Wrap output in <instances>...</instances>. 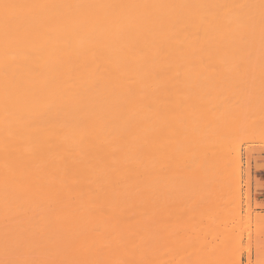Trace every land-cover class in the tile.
Returning a JSON list of instances; mask_svg holds the SVG:
<instances>
[{
	"label": "bare ground",
	"instance_id": "1",
	"mask_svg": "<svg viewBox=\"0 0 264 264\" xmlns=\"http://www.w3.org/2000/svg\"><path fill=\"white\" fill-rule=\"evenodd\" d=\"M260 110L264 0H0V264L156 262V175Z\"/></svg>",
	"mask_w": 264,
	"mask_h": 264
},
{
	"label": "rangeland",
	"instance_id": "2",
	"mask_svg": "<svg viewBox=\"0 0 264 264\" xmlns=\"http://www.w3.org/2000/svg\"><path fill=\"white\" fill-rule=\"evenodd\" d=\"M261 112L260 123L264 121ZM160 119L162 121L163 117ZM239 132L227 134L228 139L225 136L222 140L220 169L214 168L217 164L214 163V170L211 167L210 171L166 170L156 175L159 180H155L148 192L155 193L152 197L148 195L152 199L149 200L147 194L143 196L145 203L147 199L149 203L153 198L157 200L153 203L155 212H148L153 216H149L147 210H144L147 215H143L157 225V229L152 225L153 235L152 223L143 217L150 224H143V229L151 228V232L148 231L156 239L150 242L153 238L149 240L150 233L143 235L144 241L149 240L143 244V253L154 249L148 255L156 252L153 255L156 257L152 256L155 264H264V186L252 177L264 170V137L257 128ZM193 171L198 172L197 175ZM153 242L157 244L154 248ZM149 256L147 259L151 260Z\"/></svg>",
	"mask_w": 264,
	"mask_h": 264
},
{
	"label": "crops",
	"instance_id": "3",
	"mask_svg": "<svg viewBox=\"0 0 264 264\" xmlns=\"http://www.w3.org/2000/svg\"><path fill=\"white\" fill-rule=\"evenodd\" d=\"M252 177H253V181L254 178H257L258 181L264 186V170L254 173Z\"/></svg>",
	"mask_w": 264,
	"mask_h": 264
}]
</instances>
